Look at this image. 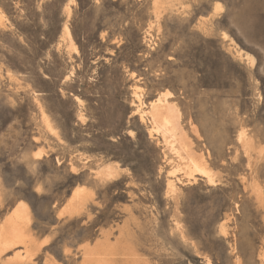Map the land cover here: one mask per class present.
Listing matches in <instances>:
<instances>
[{
  "label": "rangeland",
  "instance_id": "rangeland-1",
  "mask_svg": "<svg viewBox=\"0 0 264 264\" xmlns=\"http://www.w3.org/2000/svg\"><path fill=\"white\" fill-rule=\"evenodd\" d=\"M0 17V225L24 204L34 239L2 261L95 264L86 251L107 243L113 264H262L239 136L264 187V0H0ZM163 93L216 185L133 113Z\"/></svg>",
  "mask_w": 264,
  "mask_h": 264
},
{
  "label": "bare ground",
  "instance_id": "bare-ground-1",
  "mask_svg": "<svg viewBox=\"0 0 264 264\" xmlns=\"http://www.w3.org/2000/svg\"><path fill=\"white\" fill-rule=\"evenodd\" d=\"M0 22L2 23V21ZM63 31L65 36L71 42L70 30L66 24L64 25ZM169 95V93H163L154 100L149 101L146 110H143L144 108L142 109L141 107L142 103H139L133 113L139 114V119L143 121L148 115L150 122L148 133L152 135L154 132L161 135L165 146H167L169 151L177 160V166L175 167L177 170H184L188 176H193L194 173H197L200 178L203 179L208 185H216L217 179L215 178V174L212 172L210 166V154L206 153V155H202L200 151V156L194 155L192 147L186 142V134L182 131V129H180L181 126L179 127V110H177L174 104L170 103L171 101L167 100ZM44 123L46 129H48L49 132L55 131L51 122L45 115ZM187 140L189 142V139ZM239 140L242 144V147L244 148V152L246 151L245 153L247 154V174L242 175L239 180L243 185L242 188L244 189L245 193H249V196L254 197L259 206L264 207V187L263 181L260 177L261 165L259 162L261 159H259L260 156L253 157L252 155V150L255 149V141L254 139L248 137L244 139L242 135L239 136ZM39 155L40 154H36V157H39ZM176 169L168 171L169 178L167 179V183L165 185L168 192L172 193L171 195L178 193L179 187L176 185L177 182L184 184L181 178L176 177ZM99 172L105 175H113L115 173V169L112 167V165H107V167L103 168V170H100ZM196 180L197 179L193 177L194 183ZM188 183H191V181ZM86 195L87 190L84 186H77L74 188L68 203L69 212L72 213L78 211L79 208L84 205ZM33 244L34 239L30 233L29 210L26 205L20 204L8 217H6V219L0 225V264H10L18 260L19 255H16L10 260L2 261L3 254L9 249L20 245L25 251H28V249ZM86 254L89 255V257L94 258L93 260L95 261V264H113L114 258L109 257V255L113 253L111 252L109 244L107 243H101L100 248L98 249H88ZM261 259L262 264H264V253L261 254Z\"/></svg>",
  "mask_w": 264,
  "mask_h": 264
}]
</instances>
